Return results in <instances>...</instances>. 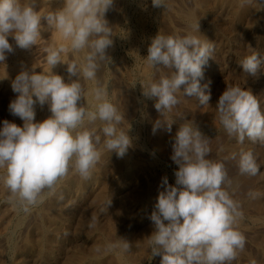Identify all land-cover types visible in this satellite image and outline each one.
Segmentation results:
<instances>
[{
    "label": "clouds",
    "instance_id": "clouds-1",
    "mask_svg": "<svg viewBox=\"0 0 264 264\" xmlns=\"http://www.w3.org/2000/svg\"><path fill=\"white\" fill-rule=\"evenodd\" d=\"M241 6L253 0H240ZM114 0H64L58 10L41 15L36 0H0V63L15 47L31 49L45 28L55 29L70 41L73 53H84L83 62H66L62 54L69 47L47 49V71L22 70L12 81L16 93L9 112L23 121L22 126L8 120L0 128V183L8 190L7 202L27 213L55 195L57 184L70 171L90 179L100 161L102 151L115 152L123 158L131 139L120 125L125 115L108 99L105 87L93 89L94 108L79 103L85 99L81 79L95 81L112 45V28L105 14ZM152 6L165 8V0H152ZM42 21L46 22L42 24ZM199 24L194 32L164 35L158 32L151 39L146 63L159 79L142 83L143 96L154 99L155 109L162 116L171 113L181 96L195 97L201 105H209L208 85L201 84L203 68L214 52V43L201 39ZM249 54L241 59L243 71L255 75L262 59L249 46ZM67 65L69 82L53 72ZM166 70V71H165ZM71 77H77L72 80ZM47 105L51 115L36 121V105ZM216 119L223 131L238 143L245 138L264 141V113L261 103L250 91L240 86L227 87L216 104ZM99 121L102 127L94 126ZM177 120H157L171 132ZM103 137V141H102ZM209 138L192 122L185 120L178 127L172 144L171 160L178 165L175 185L162 178L161 189L149 219L153 231L147 237L152 257H161L160 264H232L244 249L246 240L238 230L242 218L240 204L233 199L225 162L208 158ZM236 159L233 153L230 157ZM260 165L251 151L239 153L241 175H256ZM111 202V201H110ZM110 204V203H109ZM96 251H101L97 247ZM131 250V242L118 238L103 246L105 253L122 255Z\"/></svg>",
    "mask_w": 264,
    "mask_h": 264
},
{
    "label": "rangeland",
    "instance_id": "rangeland-1",
    "mask_svg": "<svg viewBox=\"0 0 264 264\" xmlns=\"http://www.w3.org/2000/svg\"><path fill=\"white\" fill-rule=\"evenodd\" d=\"M138 1L139 0H116L117 11H118L117 13H119L118 14L119 19L116 24L117 27L114 24L116 31H114L115 30L114 28L112 29L111 39L113 38L114 39L112 40L113 43L109 48L113 49V51L111 49H109V51L110 54L114 53L112 57L113 59L112 62L114 63V65L117 66V70L121 74L119 75L120 78L116 79L118 81L117 84L119 86L117 87V90L121 88L119 89V93H122V94H117V96L119 97V99L117 97L118 99L117 102H118V109L120 111L122 109L121 112L126 116L125 117L126 120H124V122L120 125V127L125 131L129 130L128 135L132 142L131 143L132 147L131 146L129 147L128 152L132 154L135 158L142 159L145 162V166H149L151 164V167L152 166L153 167L150 172L148 169H145V171L144 169L138 170L134 180L130 181L128 185L122 182L118 183L119 181L116 183V179L114 178L115 176H112L110 179L112 185H111V190L109 191L111 194L113 193L112 194L113 200L109 204L107 211L99 210L96 212V214H94L93 212H91L93 210L86 211L85 207L82 205L83 201L82 202L74 201L75 203L73 205L75 206V209L77 208L76 209L77 213L74 219L75 221L73 222L74 227L71 229L72 231L70 233V236L68 235V238L60 243L58 251L56 252L57 253L56 260L55 258L49 256L43 259L42 257H39L40 255L37 256L33 254H26L25 264H58L59 262H61L59 264H64L62 263V261H65L66 260L65 258L68 255L69 256L67 258L71 256L72 257L75 256L76 259L77 257H79L77 258L78 261L76 260L78 263H81L82 261L86 260L88 257V252L90 251L88 243L90 238H92L93 236L89 238L85 236L89 233H92V228L90 227L95 219L99 220V223L100 224L102 223L103 224L102 226L108 229L113 223L114 226L121 232L120 234L122 235L121 238H125V239L128 238L127 240L131 242V250L127 253L129 256H131V258L133 256L134 259L132 258L131 259L132 261H130V263L128 264H160L161 257L156 256L151 258L148 242L143 243L141 238L144 237L143 233L147 228L149 227L153 228L151 226L152 222L150 221L149 217L152 211L154 210V205L157 201L159 191L162 190L161 189L162 178L166 176L168 178L169 184L175 185L174 173L178 169V165L174 164V162L171 160L170 158L171 153L169 152L168 155L167 154L164 156L162 155L163 161L162 160L154 161L153 159L154 156L152 155V152L150 150V148H152L151 140H150L152 139V137L150 135H152L153 124H155L150 122L151 121L150 117L154 122L153 114L155 115L156 113L159 112L154 107L155 100L147 99L146 97L143 96V89L141 84L147 82V79L142 76L143 75L142 68L143 65L145 64L144 62H146L145 57L147 56V50L151 43V39L155 35H157V31H158L157 24L159 18L156 16L155 9L157 8L152 6V0H143L144 2L143 1L138 2ZM194 2L195 0H177V4H178L177 6H181L180 8L182 10L184 9L185 11L186 9L188 10L190 8L195 9ZM260 2H261L260 4L261 8L264 11V0H260L258 4ZM140 6L142 7L140 8V11H143L144 13V10H146L145 14L147 15L146 27L144 25L142 28L137 23L138 22L137 15L140 12L138 8ZM219 10H221V8H219ZM222 12L224 18L230 20L229 23L230 25L228 26H230L231 31L229 29L222 27L220 23L216 22L217 24L216 23L213 24L211 20L207 18V16L209 15L207 16L200 15L198 17L199 20L201 21L200 23L202 26V30L206 31L207 28L209 29L210 27H214V29L216 30L215 33H212L211 36L209 37V41L214 43V52L212 54V57L208 59V62L209 63L212 62L210 64L215 65L216 67L215 71L217 72L215 73V71H213V72L204 73L203 79L201 80L202 85H204L205 82L206 84H208V89H206V91H210L212 93V94L210 93L211 94V100L209 101L210 106H212V110L213 108L216 107L220 95L227 87L240 86L241 88L250 91L254 96L257 97V99L261 103L262 113H264V14L262 15L260 14L257 17L258 20L256 23L251 22L249 24V22H247L249 21V19L247 20V18L246 19L245 18L237 19V17L234 18L230 15L228 11L226 12V9L224 10L222 9ZM174 16H175L173 19L174 22L173 21L171 23L165 22V26L168 28L164 30L163 34L165 32H166L165 35H174L177 33L183 35L186 34V32L188 33L189 32L188 30L192 27L191 25L192 23L185 20L183 17L181 18V16L178 15H174ZM148 22L151 23L149 24ZM169 26L171 27L169 28ZM245 28H247L248 31H250L249 32L250 35L247 36L246 34H244V32H246L244 31ZM243 34L245 36H243ZM249 46H251L252 49L256 50L259 53L260 58L262 59L260 68L258 69L255 75L245 73L240 63L241 59H243V57L249 54L250 51ZM109 51L106 50L107 53ZM107 56L111 57L112 55L108 54ZM108 63L109 61H107V63L105 61L101 65L104 73L107 72V69L109 67ZM64 72H67V66L66 69L64 66ZM150 74L152 75L151 76L152 79H159L160 73L155 72L153 69L150 72ZM121 78L123 81L120 80ZM120 90H122L123 92L122 91L120 92ZM107 91L108 93L110 92L109 90ZM182 98L184 101L187 99L185 102L188 103V97L181 96L180 99L181 105H179L180 104L179 103L176 106L179 110L175 107V109H173L174 111L165 115L170 120L172 119L177 120V122L172 125V130L174 131L173 133H176L179 125L183 123L185 120L193 121V123L199 128L201 133L209 138V146L211 148V154L209 155L208 158L222 160V161L224 160L226 168L229 173V177L232 179V185L229 188V191L231 190L230 192L233 195V199L237 200L240 204V211L242 212V217H243V220L242 218H240V220L243 222L241 224L239 223L240 220H238L237 227L238 230L242 232L243 235L245 236L246 243L244 249L246 252L244 251V249L240 251L238 253L237 258L234 261H232V264H252V263L264 264V245H263L264 244V214H263L264 213V205H263L264 203V196H263L264 195V189H263L264 188V141L253 142L248 138H245L242 144L238 143L235 139L230 138L223 131L218 121H217V126L215 125L213 126L212 125L213 123L210 124L201 123V121L199 120L201 116L199 114L200 113L199 110L202 111L203 105L199 103V105L201 106L200 107L198 106V103L195 102L194 105H196L197 107L194 105L191 106V104L189 103L188 104L184 103ZM181 106H184L183 108L185 109H183ZM94 126L97 128L98 131L102 127L101 123L100 125L95 124ZM172 130L170 133H172ZM102 141H103V137H102ZM102 144L103 142H101V144L98 145V147L100 148ZM234 150L236 151L237 154L236 159H231L230 157L233 154ZM243 151H251L256 157L257 164L260 165L259 172L256 175H248V174L241 175L239 173L238 170L239 153ZM155 162L157 164H154ZM153 170H157V171L154 172ZM149 173L150 174L153 173V174L150 175ZM149 184L153 186L156 185V188H154L155 193L153 198V200L155 201H152V203H149L150 205L148 204L147 206H139L133 203L134 201L131 200L130 198V195L133 192V188L138 186V188L140 189V185L142 188V185L146 187ZM145 187H143V189ZM257 192L259 193L261 192V206L258 205V207L257 204L253 202L256 199ZM74 194L75 193L73 190L70 192L69 196L72 197ZM7 197L8 195L6 196L5 193L3 194L0 193V213L2 215L3 214L5 215L4 213L5 211H3L2 213L1 212L2 210L10 211V212L6 211V215H7L6 218H8L9 215H11V210L14 211L13 209H16L18 210V213L20 215L26 217V218L24 217L26 224H24V226L18 230L20 232L16 231L15 233H13L14 239L11 242H8L6 238L3 236L7 232H5L3 235H0V254H1L0 260L2 261L4 260L3 262H5V264H10V262H12L14 258V253L12 251V245H13L12 243L15 240L14 242H17L19 243V245H22V235L25 234L24 231H26L28 227L27 224L29 222L34 221L33 215L37 212L40 204L38 206L31 208L29 212L25 213L19 210L17 206H15L14 208L13 204L11 205V203L7 202ZM122 203H123V208L121 209ZM260 208L262 210H260ZM142 209L144 211H142ZM259 210L263 212L260 214ZM125 212L127 216L124 214ZM132 218H134L135 220ZM137 218H139L138 221H136ZM108 219H110L111 221ZM245 223L246 225H244ZM85 226H87V228ZM9 231H11V229ZM73 249L75 250L77 249L76 251L74 250L75 253L73 252ZM3 250L5 253L3 252ZM82 253L86 254L85 257L83 258L80 256ZM108 255L109 258H113L111 254H107V258ZM2 257L3 259H1ZM80 258L82 259V261ZM114 259H110V260L106 259V262L104 264L106 263L117 264L116 261L117 259L116 260ZM84 264L86 263L84 262Z\"/></svg>",
    "mask_w": 264,
    "mask_h": 264
},
{
    "label": "bare ground",
    "instance_id": "bare-ground-1",
    "mask_svg": "<svg viewBox=\"0 0 264 264\" xmlns=\"http://www.w3.org/2000/svg\"><path fill=\"white\" fill-rule=\"evenodd\" d=\"M141 1H143V0H139L138 2H141ZM259 1L260 0H253L252 4L245 5L242 7L240 0H195V2H194L195 3V9L190 8L188 10L186 9V11H185L184 9L182 10L180 8L181 6H177L178 5L177 0H165V3H166L165 8L155 9L156 10V16L159 18L158 24H157L158 25L157 26L158 27L157 34H158V32L163 34L164 30L166 28H168L165 26V22L171 23L175 17L174 15H178V16H181V18L183 17L185 20L192 23V24L190 23L192 25V27L188 30L189 32H194L195 26L197 24H199V33H194V34L200 35L201 39H206L209 41V37L211 36L212 33H215L216 30L214 29V27H210L209 29L207 28L206 31L202 30V26L200 23L201 21L198 18L200 15H202V16L209 15V16H207V18H209L213 24L216 22L220 23V25L222 27L230 30L231 28H230V26H228V25H230L229 24L230 20L224 18L222 9L223 10L226 9V12L228 11L230 13V15L234 18H236V17H237V19H241V18L246 19L247 18V20L249 19V21H247V22H249V24L251 22L256 23L258 20L257 17L260 14L261 15L264 14V11L260 5L261 2L258 4ZM116 3H117L116 0H114L113 6L105 14V19L108 21V24L112 29L113 28L115 29V26L117 27L116 24H117L118 19H119V16H118L119 13H117L118 11H117V4ZM36 6H37V10L43 16V15H47L49 12H52V11H55V10L62 8L64 6V0H36ZM140 8H142V7L140 6L138 8L139 11H140ZM192 8H194V7H192ZM219 8H221V10H219ZM143 9H141V10H143ZM145 11L146 10H144V13H143V11H140L137 15L138 16V22L137 23L141 26V28L144 25L146 27V23H147L146 22L147 15L145 14ZM156 16H155V19H156ZM210 20H209V22H210ZM42 24L46 25V22L42 21ZM114 24H115V26H114ZM245 24H247V23H245ZM167 25H170V24H167ZM210 26H212V25H210ZM231 26H232V24H231ZM170 27L171 26H169V28ZM241 29H243V28H241ZM179 30H180V28H179ZM256 30H258V29H256ZM114 31H116V29ZM244 31H246V32H244V34H246L247 36L250 35L249 34L250 31H248L247 28H245ZM165 33H164V35H165ZM244 34H243V36H245ZM253 34H254V32H253ZM9 42L13 43L15 50L13 53L8 54L6 60L3 63H0V128L3 127V121L4 120H8L9 122L15 123L18 126L23 125V121L19 117L14 116L9 112V104L13 99H15V97L17 95L16 93H14L12 91L11 83L22 70H32L34 67L35 71L37 73L42 72V71H47L49 68L47 61H46L48 48L58 47L60 45H64L65 47H69V51L62 54V59H64L66 62H69V63L73 62V61H77V62L82 63L83 57H84L83 52L73 53L70 50V41L64 39L63 36L59 32H57L55 29L45 28V30H43L41 32V37L38 38L37 45L32 46L31 49H20L18 47H15L14 40L11 37H9ZM109 49H111V48H108L107 51H109ZM111 50L113 51V49H111ZM106 54L112 55L110 57V62L108 63L109 67L107 69V72L104 73L102 70V67H100L99 71L97 72V77H96L95 81L81 79V84H82V87H83L84 92H85V99L82 98L79 103H84V104H86V106H88L90 108H94L95 104L97 103L95 98H94V95H93V89L97 86V82L99 83L100 86H103L107 90L110 91L108 93V99L118 108L117 100L119 99V97L117 96V94H122V93H119V89H121V88H119L117 90V87H119V86L117 84L118 81L116 79H119L120 78L119 75H121V74L118 72L117 66L114 65V63L112 62V60H113L112 57H113L114 53L110 54V51H109L108 53L106 52ZM106 63H107V61H106ZM144 63L145 64L143 65V68H142V72H143L142 76L145 77L148 81L149 79H152V77H151L152 75L150 74V72L152 71V68L149 67L146 62H144ZM208 63L209 62H207V64L204 66L203 73L215 71V69H216L215 65L210 64L212 62H210L209 64ZM64 66L66 69L67 65L64 63L56 65L53 68V72L55 74L61 75L65 79V82H69V79H70L69 73L64 72ZM119 71H120V69H119ZM216 72L217 71H215V73ZM71 79L75 80V79H77V77H71ZM120 80L123 81L122 78ZM205 84H206V82H205ZM121 91L122 90H120V92ZM117 97H118V99H117ZM182 100H183V98H182ZM185 101H184V103H187ZM197 101H198V99H196L195 97H188V103L191 104V106L194 105L195 102L198 103V106H200L199 102H197ZM179 105H181V103ZM194 106H196V105H194ZM181 107L183 108L184 106H181ZM202 108H203L202 111L199 110V112H200L199 114L201 115L199 120L201 121V123H208V124L213 123L212 124L213 126L214 125L217 126L218 120L216 119V108H213V110H212V106H210V103H209V105L203 106ZM183 109H185V108H183ZM35 111H36V116H35L36 121H43L44 119L48 118L51 115L47 105H44L43 107H41L40 105L37 104L35 107ZM121 111H122V109H121ZM153 116H154L153 117L154 122H153L152 118L150 117V119H151L150 122H152V123H155L157 120H162V122H167L170 120L166 116H162L161 113H156L155 115L153 114ZM96 124L100 125V122L97 121ZM198 125H199V123H198ZM153 126H154V124H153ZM151 128H152V126H151ZM173 132H174L173 130H172V133L168 132L166 130V126L163 124L155 132H153V129H152V135H150L152 137V139H150V137H149V139L151 140L152 148H150V150L152 152V155L154 156L153 157L154 161L155 160H162V155L163 156L166 154L168 155V152L172 154V144L174 143V138L176 135V133H173ZM100 149L102 151V156H101L100 161L97 163L90 179L85 180V179L81 178L78 174H76L74 171H70L69 174L57 184L55 195L47 197L45 199V201L39 205L37 212L33 215L34 221L29 222L27 224L28 227H27L26 231H24L25 234L22 235V245H19V243L14 242L15 240L12 243L13 244L12 245V251L14 253V258H13V261L10 262V264H25V258H26L25 255L26 254H33V255H37V256L40 255L39 257H42L43 259H45V257L49 256V257L55 258V260H56V256H57L56 252L58 251L60 243L64 240H66L68 238V235L70 236V233L72 231L71 229L74 227L73 222L75 221L74 219H75V216L77 213V211H76L77 208L75 209V206L73 205L75 203L74 201H76V202H82L83 201L82 205L85 207L86 211L93 210L91 212H93L94 214H96V212L99 210L100 211L101 210L107 211L109 203H111L113 200V196H112L113 193L111 194L109 191V190H111L112 183H111L110 179L112 176H115L114 178L116 179V183L119 181L118 183L122 182V183L128 185V183H130V181L134 180L138 170L144 169V171H145V169H148L150 172L152 167H153V166L151 167V164L149 166H145V162L142 159L135 158L128 151L123 158H119V157H117L115 152L110 153L106 149H104L103 144L100 147ZM233 153L236 154V151L234 150ZM148 163H147V165H148ZM154 164H157V163L155 162ZM154 169H156V168H154ZM153 171L155 172L157 170H153ZM152 174H150V175H152ZM154 186L151 184L147 185L146 187L142 185V188H141V185H140L141 190L138 188V186L133 188V192L130 195L131 200L134 201L133 203H135L139 206H147L149 203H152V201H155V200H153V198H154V193H155L154 188H156V185H154ZM143 187H145V188L143 189ZM73 190H74L75 194L71 197V196H69V194ZM253 192H254V190H253ZM261 192L260 193L257 192L256 199L254 198L256 202L253 201L254 203L257 204V207H258V205L261 206ZM0 193L1 194L5 193L6 196L8 195V190L3 186L2 183H0ZM253 195H254V193H253ZM252 197H254V196H252ZM235 198H236V196H235ZM114 199H115V197H114ZM237 199H238V197H237ZM123 203H125V202H123ZM123 203L121 204L122 205L121 209L123 208ZM263 205H264V203H263ZM13 207L15 208L14 205H13ZM261 208H260V210H262ZM1 210H2V208H1ZM13 210L14 211L11 210V215H9L8 218H6V216H7L6 211H8V210H2L1 211L2 213H3V211H5L4 212L5 215L4 214L2 215L0 213V235H3L5 232H7L3 236L6 238V240L8 242H11L14 239L13 233H15L16 231L21 229L24 226V224H26V222H25L26 217L24 216L25 217L24 218L22 215H20L18 213V210H16V209H13ZM260 210H259V212L261 214L263 211L261 212ZM119 211H120V209H119ZM142 211H144V210L142 209ZM8 212H10V211H8ZM124 214L126 215V212ZM132 219H134V218H132ZM138 219L139 218H137L136 221H138ZM80 220H82V219H80ZM108 220H110V219H108ZM242 220H243V217H242ZM242 222L243 221L240 220L239 223L242 224ZM76 224H77V222H76ZM102 225H103L102 223L101 224L99 223V220L95 219L94 222L91 224V227H90V228H92V233H89V234H87L88 236L87 235L85 236L87 238L93 236L92 238H90L89 243L87 242L89 245L90 251L88 252V257L86 260L82 261V259L80 258L82 262L79 261L81 263H78L77 258H79V257L76 256L77 257L76 259H75V256L74 257L71 256V257L67 258L69 256L68 255L65 258L66 259L65 261L61 260L62 263H64V264H84V262H85L86 264H104L106 262V259L110 260V259H114V258H115L114 260L117 259L116 260L117 264H128V263H130V261H132L131 259L133 258V256L131 258V256L128 255V253H124L122 255H116V254H111V253H105L103 251V246L107 242H114L118 238H121L122 235H120L121 232L114 226L113 223L111 224L109 229L105 228ZM244 225H246V223ZM85 227L87 228V226H85ZM10 229H11V231H9ZM152 231H153V228H150V227L145 230L146 233L144 232L143 233L144 237H142L143 239L141 238L143 243L147 242V237L151 235ZM18 232H20V231H18ZM129 236H131V235H129ZM256 243H258V242H256ZM97 247L101 248V251H99V252L96 251L95 249ZM143 247H145V246H143ZM74 250L75 249H73V252L75 253L76 250L75 251ZM244 251H245V249H244ZM3 252H4V250H3ZM84 253H82L84 256L82 254L80 255L82 258L85 257V255H86ZM107 254H111L113 258H109V255L107 258ZM1 259H3V257ZM3 261L0 260V264H5V262H3ZM59 263H61V262H59ZM106 264H108V263H106Z\"/></svg>",
    "mask_w": 264,
    "mask_h": 264
}]
</instances>
